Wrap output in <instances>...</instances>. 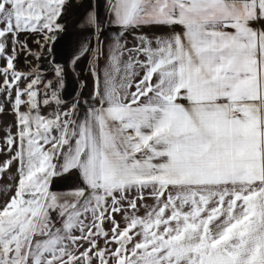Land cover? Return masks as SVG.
<instances>
[{
  "label": "snow or ice",
  "instance_id": "snow-or-ice-1",
  "mask_svg": "<svg viewBox=\"0 0 264 264\" xmlns=\"http://www.w3.org/2000/svg\"><path fill=\"white\" fill-rule=\"evenodd\" d=\"M68 4L0 0V264H264V0Z\"/></svg>",
  "mask_w": 264,
  "mask_h": 264
},
{
  "label": "crops",
  "instance_id": "crops-1",
  "mask_svg": "<svg viewBox=\"0 0 264 264\" xmlns=\"http://www.w3.org/2000/svg\"><path fill=\"white\" fill-rule=\"evenodd\" d=\"M103 2V0H101V3ZM82 11V8L80 6L77 5V0H69V4L66 7V13L65 16L62 20V22H67L68 25V31L70 35H74V24L80 14V12ZM102 11V9H101ZM24 37H22L23 39ZM67 41V38L65 41H62L61 44H58L57 47H61L62 44H65ZM29 44L30 46L33 47V49L35 50V44L33 43L32 39H29ZM30 60L32 59L31 57L29 58ZM17 67H21L20 64L17 65ZM73 88V81L71 79V77H69V89L68 92L65 93V95L67 96L71 90ZM13 117L10 115H3L0 116V124L6 123V122H10L12 121ZM14 130V129H13ZM6 159V157L0 156V160ZM13 171H15V166H13ZM8 183H10L9 180H7L6 178L3 180H0V185H7ZM62 183L60 181H57L54 185H53V190H57L60 189V185ZM65 185V184H62ZM6 199V194L3 190H0V204H2L4 202V200Z\"/></svg>",
  "mask_w": 264,
  "mask_h": 264
},
{
  "label": "rangeland",
  "instance_id": "rangeland-1",
  "mask_svg": "<svg viewBox=\"0 0 264 264\" xmlns=\"http://www.w3.org/2000/svg\"><path fill=\"white\" fill-rule=\"evenodd\" d=\"M130 38H131V37H130V34H129V40H130ZM60 187H61V188H64V187H68V185H67V184H65V185H62V184H61ZM148 202L151 203V201H148ZM106 227H110V225H106Z\"/></svg>",
  "mask_w": 264,
  "mask_h": 264
}]
</instances>
